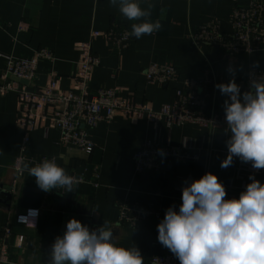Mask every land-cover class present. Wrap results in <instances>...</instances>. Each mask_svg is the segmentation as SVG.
<instances>
[{
    "label": "crops",
    "instance_id": "crops-1",
    "mask_svg": "<svg viewBox=\"0 0 264 264\" xmlns=\"http://www.w3.org/2000/svg\"><path fill=\"white\" fill-rule=\"evenodd\" d=\"M252 1L257 0H147L141 3L142 8L148 3L153 5L151 19H160L161 29L139 39L134 36L130 47L121 54L107 46L103 38L95 40L93 50L101 59V65L93 71L90 90L118 88L121 96L158 110L165 104L174 103L181 82L167 87L152 85L147 82L144 70L153 62H172L180 80L197 75L211 63L218 84L233 78L228 71L232 67L241 91H247L250 68L264 70V50L229 56L220 49L195 45L190 34L216 19L221 23L223 34L229 35L233 9L248 7ZM161 9L166 10L162 19ZM137 22L124 17L118 6L109 0H0V77L6 70L5 56L33 59L38 51L47 49L53 51L56 60L39 62L37 77L29 88L43 87L50 74L55 73L61 89L73 91L72 76L80 57L77 45L89 41L93 29L108 31L118 24L132 32L131 24ZM225 99L218 89L213 101L216 113L225 115ZM17 112V95H0V224L8 223L32 232L24 234L26 239L21 249L14 246L16 237H11L7 264H47L43 259L44 241L60 236L65 214L78 212L82 213L78 220L90 229L106 222L113 229L118 245L137 247L141 251L143 264H151L157 255H171L176 264H180L178 258L158 241L157 225L167 208L176 205V210L179 209L185 181L199 179L211 172L225 186V199L239 198L246 185L252 182L250 175L264 183V172L251 173L242 168L237 157L232 165L221 167L228 155L226 141L230 133L227 128L209 130L194 124L169 127L164 120L155 127L145 120L126 118L118 112L111 122H102L92 131L96 149L90 154L64 147L60 142V131L56 128L47 130L48 124L42 122L31 132L27 149L23 151L24 135L17 128ZM154 139L175 147L190 146L192 151H199L200 160L193 163L169 158L162 162L159 171L137 173L134 155L147 141ZM21 155L26 157L25 163L32 165L31 160L38 156L55 157L67 173L73 172L83 178L64 198L53 191H43L41 206L34 209L37 215L32 225L19 220L31 209L21 206L23 188H38L35 177L26 171L17 176L14 165ZM245 164L248 169L252 168ZM97 167L101 169L99 181L94 177ZM121 199L127 200L130 207L141 201L154 204L163 215L149 217L139 227L129 223L119 225L117 202Z\"/></svg>",
    "mask_w": 264,
    "mask_h": 264
},
{
    "label": "built area",
    "instance_id": "built-area-1",
    "mask_svg": "<svg viewBox=\"0 0 264 264\" xmlns=\"http://www.w3.org/2000/svg\"><path fill=\"white\" fill-rule=\"evenodd\" d=\"M230 24L232 32L226 35L221 30L220 21L214 19L194 29L190 39L197 46L206 45L220 49L229 56L264 50V0L252 1L248 7H235ZM1 27L4 29L3 26ZM98 38H103L107 46L121 54L130 47L134 35L128 27L118 24L113 25L108 31L93 29L89 41L77 45L80 57L72 76L75 83L73 91L61 89L60 79L55 73L50 74L49 80L43 87L29 88L37 77L39 62L56 60L51 50L41 49L33 59L4 57L6 70L0 77V95L5 96L9 93L17 95V128L24 135L23 151L27 149L31 132L42 122L48 124L47 130L56 128L60 131L61 145L90 154L96 149L92 131L102 122H111L118 112L126 118L145 120L155 127L164 120L169 127L194 124L209 130L227 128L225 115L216 113L213 107V101L218 93L215 85L218 82L214 65L211 63L206 64L197 75L182 80L174 63H151L144 70L149 84L167 87L171 83L181 82L180 87L176 89L174 103L165 104L158 110L148 104H136L131 97L121 96V89L118 88H101L92 92L90 83L93 71L101 65V59L93 50V43ZM261 75H264L262 68H250L247 90L250 89V77ZM21 80L27 81L28 85L21 84L19 82ZM160 149H163L164 155L158 151ZM192 149L190 146L175 147L158 139L147 141L134 155V169L137 173L159 171L162 162L169 158L196 163L200 160L199 151L194 152ZM45 158L53 157L38 156L31 162L36 164ZM25 161L24 155L16 159L14 169L17 176L24 172L22 166ZM241 163L242 168L255 175L264 172V168H253L251 162H247L252 167L250 169L246 167L245 162L241 161ZM242 172L241 170V175ZM67 174L74 177V185L83 181L82 177L76 176L73 172ZM94 177L99 181L100 167L96 168ZM58 190L52 191L61 198L67 196V193ZM117 208L118 224L129 223L132 227H139L149 217L160 218L163 215L162 210L154 204L142 201L130 207L127 200L121 199L117 202ZM35 221L34 217L32 222L26 221V223L32 225ZM13 236L16 237L14 246L21 249L26 237L14 234L11 224H0V264L9 263V243ZM151 264H176V261L171 255H157L151 260Z\"/></svg>",
    "mask_w": 264,
    "mask_h": 264
},
{
    "label": "clouds",
    "instance_id": "clouds-1",
    "mask_svg": "<svg viewBox=\"0 0 264 264\" xmlns=\"http://www.w3.org/2000/svg\"><path fill=\"white\" fill-rule=\"evenodd\" d=\"M131 24L137 39L162 27L153 21L151 3L147 0H109ZM161 9V19L165 13ZM258 66V64H257ZM233 78L215 87L226 97L223 104L227 129V158L221 167L232 165L234 157L251 162L255 169L264 168V75L250 77V89L241 91ZM164 155L163 149L158 150ZM23 170L35 177L44 192L73 191L74 177L68 175L56 159L45 158L34 165L25 163ZM239 198L225 199L226 188L217 175L208 172L201 178L185 181L182 203L167 208L157 225L158 241L168 248L180 264H264V183L250 175ZM37 211L30 209L20 216L23 223L32 222ZM113 229L106 222L90 229L76 218L66 224L63 236H57L51 246L47 264H143L137 247L118 245Z\"/></svg>",
    "mask_w": 264,
    "mask_h": 264
},
{
    "label": "water",
    "instance_id": "water-1",
    "mask_svg": "<svg viewBox=\"0 0 264 264\" xmlns=\"http://www.w3.org/2000/svg\"><path fill=\"white\" fill-rule=\"evenodd\" d=\"M15 81H18L17 79H14ZM21 84L28 85L27 81H19ZM43 191L40 190L37 187H24L22 190V197H21V206L24 208H31V209H38L41 206ZM82 214L81 212H78V214H72L67 213L64 215V224L63 229L61 231L60 236H63L65 230H66V224L67 222L72 218H79V215ZM13 233L18 235H29L32 234L31 231L21 228V227H13ZM55 242V240H46L44 241V257L43 259L47 262L49 259V252L51 250L52 244Z\"/></svg>",
    "mask_w": 264,
    "mask_h": 264
},
{
    "label": "bare ground",
    "instance_id": "bare-ground-1",
    "mask_svg": "<svg viewBox=\"0 0 264 264\" xmlns=\"http://www.w3.org/2000/svg\"><path fill=\"white\" fill-rule=\"evenodd\" d=\"M18 235H21V234H18ZM5 264H7V263H5Z\"/></svg>",
    "mask_w": 264,
    "mask_h": 264
}]
</instances>
